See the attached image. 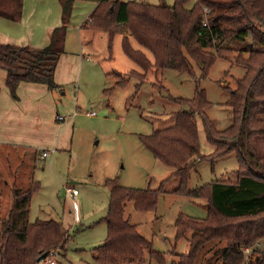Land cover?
<instances>
[{
    "label": "trees",
    "instance_id": "1",
    "mask_svg": "<svg viewBox=\"0 0 264 264\" xmlns=\"http://www.w3.org/2000/svg\"><path fill=\"white\" fill-rule=\"evenodd\" d=\"M59 1L62 24L51 30L46 46L0 44V70L5 72V86L13 100L18 99L20 83L42 84L49 91L59 87L54 74L64 53L65 24L75 0ZM86 1L96 2V6L82 28L106 32L109 40L121 35L122 51L136 66L127 72L105 73L114 79L116 87H126L131 78L138 80L139 87L147 74L156 78L166 69L188 73L196 84L193 98H171L187 107L168 114L173 120L171 126L138 135L141 145L173 173L157 188H129L115 179L105 181L109 191L107 214L98 223H104L106 230L102 243L94 248L93 262L138 263L146 252L158 264L165 262L164 254L153 249L152 240L125 217L124 209L127 202H132L135 210L154 211L157 197L168 192L164 184L175 178L178 186L171 193L205 199L207 216L197 219L177 215L174 241L186 237L188 231L192 235L186 254L172 252L173 264H196L202 256L208 262L199 264H247L243 249L258 240L264 246V157L257 155L252 142L253 136L264 135V0H174L172 5ZM21 8L22 0H0V17L17 20ZM133 40L140 48H135ZM230 42L240 45L236 54L224 46ZM227 55H232L244 74L236 79L234 89L223 87L229 93L224 104L231 109L232 124L218 130L205 114L211 103L199 79L207 76L218 58ZM194 65L200 68L198 76ZM158 86L162 87L160 83ZM103 93L109 95L110 89ZM196 115L201 117L206 140L213 147L209 158L203 160L214 162L233 154L238 164L233 181L214 180L188 189L190 172L201 156ZM56 120L61 119L57 116ZM210 169L213 171L214 166ZM38 188L39 183L31 179L25 186L12 185L9 189L11 204L5 216H0V264H47L46 260L57 252L66 259L69 234L62 222L28 220L31 194ZM43 254L46 257L38 261ZM55 264L64 263L56 259ZM254 264H264V252Z\"/></svg>",
    "mask_w": 264,
    "mask_h": 264
},
{
    "label": "rangeland",
    "instance_id": "2",
    "mask_svg": "<svg viewBox=\"0 0 264 264\" xmlns=\"http://www.w3.org/2000/svg\"><path fill=\"white\" fill-rule=\"evenodd\" d=\"M121 1L153 5H172L174 2ZM191 4L192 2L187 6ZM205 19L204 17V21ZM83 43L86 45L84 54L88 60L78 79L65 82L52 90L55 104L53 111L44 106L41 117L38 115L34 118L32 130L36 138L33 139L37 144L32 145V141L28 140L30 136L27 134L25 137L22 133L18 138L25 140L23 143L10 141L0 145V216H5L11 204L9 189L12 185L25 186L31 179L37 181L39 188L31 194L28 220L62 222L69 234L66 259L59 256L58 252L51 259L64 264H95L92 253L101 244L105 228V224L101 225L98 221L107 214V179H115L120 185L129 188H157L162 180L173 173L171 167L154 158L141 145L138 135H149L153 130L171 126L173 120L168 118V114L187 108L186 105L174 103L171 98L191 99L196 87L195 79L188 73L169 69L162 71L156 78L147 74L146 80L139 87L135 78H131L126 87H116L114 79L105 76V73L136 69L122 51L121 35L116 34L109 40L106 32L88 29ZM132 44L137 46L135 48H140L134 40ZM224 46L232 54H236L240 47L236 42ZM194 72L198 76L200 68L194 65ZM243 74L244 69L234 63L232 55H227L214 62L207 76L198 78L207 101L211 103L205 114L214 121L218 130H224L232 124L231 109L224 104L229 93L223 87L227 90L234 89L236 79ZM159 83L162 87L158 86ZM104 89H110V94L105 95ZM91 111H95L96 115L86 114ZM57 115L65 117V123L68 120L72 123L65 133L60 134V145L52 147V152L47 151L48 155L42 158L41 150L44 145L41 144H49L55 129L64 127L63 121L56 120ZM195 120L201 156L196 159L190 172L188 189L214 180L233 181V171L238 167L235 156L229 154L214 162L213 159L204 161L211 155L213 147L206 140L201 117L196 115ZM67 137L68 148L65 147ZM53 140L56 146L58 134L54 135ZM252 142L257 155L264 157V135L253 136ZM211 165L214 166L213 171L210 169ZM257 172L261 173L259 170ZM177 186L175 178L164 184L168 192L157 197L154 211L135 210L132 202H127L124 209L125 217L137 226L139 233L152 240L153 249L164 254L163 264H173V251L175 254L188 252V240L192 231H188L186 237L174 241V221L177 215L184 214L197 219L207 216L205 199L172 194L171 191ZM69 187L78 192L74 197L78 219L67 193ZM92 221H97L101 226L81 229L80 223L86 225ZM243 252L247 264H254L264 252L262 241L258 240L251 247L244 248ZM202 259L207 258L200 257L196 264L208 262ZM39 264L45 262L41 261ZM123 264L158 263L150 259L146 252L143 261Z\"/></svg>",
    "mask_w": 264,
    "mask_h": 264
},
{
    "label": "crops",
    "instance_id": "3",
    "mask_svg": "<svg viewBox=\"0 0 264 264\" xmlns=\"http://www.w3.org/2000/svg\"><path fill=\"white\" fill-rule=\"evenodd\" d=\"M95 6L96 2L86 0H75L72 4L68 23L65 24L67 30L64 53L60 57L54 74L59 87L65 82L69 83L78 79L80 71L88 60L84 54V46L86 45L83 43L86 41V30L88 29L82 28V24ZM61 24L62 8L59 0H22L21 15L17 20L0 17V44L42 48L49 43L51 30ZM69 34L70 41L68 40ZM5 76V72L0 70V145L10 141L23 143L25 140L18 138L22 133L25 137L28 134L30 136L28 140L32 141V145H35L37 142H34L33 137L36 138V135L32 130L34 118L38 115L41 117L44 106L53 111L55 105L53 93L42 84L20 83L16 90L18 99L13 100L5 86ZM64 120L65 117L60 120L63 121L64 127L55 129L50 143L41 144L44 145L42 150L52 152V147L60 145V134L65 133L72 123L70 120L65 123ZM56 134H58V141L54 146L53 139ZM68 137L67 146H65L67 148L69 147ZM49 148L51 149L49 150ZM70 198L72 202V197L70 196ZM75 203L73 209L76 219H78L77 202L75 201ZM100 223L102 225V222ZM80 225L81 229L99 228L101 226L97 221H92L86 225L80 223ZM105 230L106 228H104L101 243L105 236Z\"/></svg>",
    "mask_w": 264,
    "mask_h": 264
},
{
    "label": "built area",
    "instance_id": "4",
    "mask_svg": "<svg viewBox=\"0 0 264 264\" xmlns=\"http://www.w3.org/2000/svg\"><path fill=\"white\" fill-rule=\"evenodd\" d=\"M86 114L92 116V115H96V112L95 111H91V112H86ZM58 119H63V117L62 116H58ZM47 155H48L47 151H43L42 154H41V157L44 158ZM67 193H68L69 196L72 197V203H73V206L75 207L76 203L74 201V197L78 193L77 190L75 188H67ZM46 263L47 264H55V260L49 258V259L46 260Z\"/></svg>",
    "mask_w": 264,
    "mask_h": 264
},
{
    "label": "water",
    "instance_id": "5",
    "mask_svg": "<svg viewBox=\"0 0 264 264\" xmlns=\"http://www.w3.org/2000/svg\"><path fill=\"white\" fill-rule=\"evenodd\" d=\"M45 257H46V255L43 254V255H41L37 260H38V261L43 260Z\"/></svg>",
    "mask_w": 264,
    "mask_h": 264
}]
</instances>
